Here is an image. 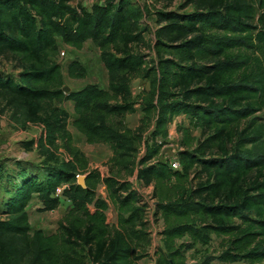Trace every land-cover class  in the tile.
Here are the masks:
<instances>
[{
  "label": "trees",
  "instance_id": "1",
  "mask_svg": "<svg viewBox=\"0 0 264 264\" xmlns=\"http://www.w3.org/2000/svg\"><path fill=\"white\" fill-rule=\"evenodd\" d=\"M154 1L162 6H154L159 25L150 42L143 16L151 7L133 0L91 9L69 0H0V66L7 55L20 68L16 76L0 70V89L42 125L27 142L36 143L42 173L34 162L0 164V264H140L152 238L134 174L153 186L163 220L156 264H264V0H180L178 8L176 0ZM59 39L78 48L93 40L107 87L65 90ZM68 73L84 77L86 69L73 59ZM136 78L148 86L135 94ZM64 100L73 101L71 123L87 142L110 145L106 173L91 168L74 141ZM138 110L137 125H129L127 115ZM179 114L189 123L178 124L181 168H174L159 154ZM101 182L109 200L97 194ZM36 194L38 210L69 201L52 232L32 230ZM214 234L218 253L189 262L186 249Z\"/></svg>",
  "mask_w": 264,
  "mask_h": 264
},
{
  "label": "rangeland",
  "instance_id": "2",
  "mask_svg": "<svg viewBox=\"0 0 264 264\" xmlns=\"http://www.w3.org/2000/svg\"><path fill=\"white\" fill-rule=\"evenodd\" d=\"M76 2H85L89 5L91 1L89 0H73ZM180 4V0H176L173 7L178 8ZM192 6H187L182 10H191ZM154 6L151 7V11L148 15L151 18V25L148 26L147 36L149 37V41L151 42L152 38V26L154 24L155 15ZM60 44V52L57 56L58 61L61 64V70L63 74V81L65 85L70 86L71 89H78L89 82L98 83L102 87H107L108 84V71L104 66L100 56V47L93 42V40L89 39L84 42L83 46L78 48L75 46L68 45L63 42V40L59 39ZM78 59L81 64L85 67L86 73L84 77H72L68 73V64L73 60ZM16 60L12 56L3 55V61L0 66V70L16 76L19 72L20 68L16 65ZM132 88L134 93H138L142 88L141 80H133ZM62 105L66 107L70 111V120H69V129L72 132L74 141L83 145L88 152V157L90 160L91 168L98 167L104 173L109 170L108 161L111 156V147L109 144L104 143H89L86 140V137L79 132L73 125L72 119L76 116L74 111L73 102L70 100H64ZM141 116V112L131 113L127 115V122L129 125H135L139 121V117ZM27 114L25 107L21 105H14L9 102V94L5 93L0 89V164L7 166L6 168H21L20 165L17 164L18 161L25 162V165H28V162H34V169L38 172L42 157L39 156L36 145L33 148H29L30 146L27 144L30 139L39 137L42 125L38 123H34L27 119ZM177 123L174 126H170L172 134H176L177 136L174 138L169 137V141L165 144L164 150L168 152H176L179 144L178 138L180 136V132L178 131V124L183 122L185 124L189 123L188 117H182L180 120L177 119ZM194 133L196 135L200 134V129L194 128ZM20 157L18 160H15L12 163V159ZM42 173V170H40ZM6 183L0 184V202L2 197L4 196V187ZM151 185V184H149ZM97 194L103 198H107V189L99 186L97 190ZM36 195H34L35 197ZM33 197V198H34ZM30 201V205L28 206L30 221L32 230L36 227H42L45 232L54 231L58 226L59 219L63 216V212L69 209V201L64 198L60 208L57 211L51 210H38L37 204L39 201L35 200ZM5 208V206H3ZM1 207V208H3ZM3 210V209H2ZM116 213L111 205L107 210V219L112 222L115 219ZM163 227L162 218H157L154 214V223L150 225L151 228V244L155 243V248L158 244V235H160V228ZM221 238L216 236L215 234L212 237V240L206 244H195L193 247L186 249V255L188 261H194L201 257V255L205 252L207 253H218L221 249L220 247ZM180 241H188V237H184L180 239ZM151 256H146L142 259L145 263L151 262ZM232 264H251L249 261H237Z\"/></svg>",
  "mask_w": 264,
  "mask_h": 264
},
{
  "label": "built area",
  "instance_id": "3",
  "mask_svg": "<svg viewBox=\"0 0 264 264\" xmlns=\"http://www.w3.org/2000/svg\"><path fill=\"white\" fill-rule=\"evenodd\" d=\"M91 1L89 3V5L85 2H76L74 3L73 0H69V2L72 5H77L79 3L83 4L84 6H86L87 8H92L94 3H100V4H105L106 0H89ZM136 4L141 5L142 7H144V5H148L150 7L152 6H156V7H161V3L155 2L154 0H133ZM149 14V13H148ZM147 13H144L143 16V23L146 25H151V18L150 15H148ZM158 23L156 22V19L154 18V24L152 26V38H151V42H153V40L155 39V29L158 27ZM150 30V29H148ZM147 30V32H148ZM147 36V33H146ZM148 40L149 37L147 36ZM176 134H172V132L170 131L169 137L170 138H174L176 137ZM178 144V143H177ZM165 146V145H164ZM164 146L159 154V158L163 159V160H168L171 164L172 167L174 168H181V163L179 160V154H178V149L176 152H168L167 150H164ZM129 179L132 182V186L134 189H136L138 191V193L141 196V202L145 205V219L147 220L149 227L152 223H154V214H155V206H156V202L154 197L152 196L153 193V186L146 184L143 180L139 179L137 177L136 174L132 175L129 177ZM63 189L62 186L58 187V192H60ZM151 229V228H150Z\"/></svg>",
  "mask_w": 264,
  "mask_h": 264
},
{
  "label": "crops",
  "instance_id": "4",
  "mask_svg": "<svg viewBox=\"0 0 264 264\" xmlns=\"http://www.w3.org/2000/svg\"><path fill=\"white\" fill-rule=\"evenodd\" d=\"M141 80L142 81V85H143V87L144 86H148V81L146 80V79H144V78H136L135 80ZM70 101H72V100H70ZM73 102V101H72ZM73 106H74V103H73ZM137 112H141L140 110H138ZM136 113V112H135ZM129 114H131V113H129ZM128 114V115H129ZM141 115H142V112H141ZM186 117V115L185 114H179L178 116H176L175 117V119H174V122L172 123L174 126L176 125V123H177V119H181L182 117ZM140 118V117H139ZM138 123V122H137ZM137 123L135 124V125H137ZM172 124L170 125V126H172ZM135 125H131V126H135ZM42 131V130H41ZM170 131H171V129H170ZM41 134V133H40ZM84 135V134H83ZM85 136V135H84ZM35 138H37V137H35ZM98 143H101V142H98ZM83 151H85L86 152V154L88 155V152L86 151V148L83 146V145H81V144H79V143H76ZM105 144V143H104ZM35 145H36V143H35ZM111 155H112V152H111ZM20 157H17V158H14V159H19ZM14 159H12V161L14 160ZM102 173L104 174V171H102ZM99 186H102V187H104V188H106L107 189V187H106V184L104 183V182H101V183H99V185H98V188H99ZM98 188H97V190H98ZM37 200V201H39V198H38V196H37V194H36V196L33 198V200ZM106 199H108L109 200V198H108V190H107V198ZM31 203V202H30ZM30 203H29V205H30ZM28 205V206H29ZM113 206V209L115 210V213H116V215H117V212H116V209H115V207H114V205L113 204H110V206ZM58 208H60V206L59 207H57V208H55V209H52L51 211H57L58 210ZM110 208V207H109ZM68 210V209H67ZM67 210L66 211H64L63 212V215L67 212ZM43 211H46V210H43ZM30 212V211H29ZM115 219H116V216H115ZM115 219L113 220V221H115ZM112 221V222H113ZM36 228H42V227H36ZM162 229V227L160 228V230ZM52 232V231H51ZM162 242V240H161V234L160 235H158V244L159 243H161ZM148 250H149V252H150V256H151V262H149V263H144L143 261H142V259L144 258H142V259H140L139 260V263L140 264H156V261H155V255H154V251H155V243L154 244H151L149 247H148ZM237 262V261H236ZM233 262H227L226 264H232Z\"/></svg>",
  "mask_w": 264,
  "mask_h": 264
},
{
  "label": "water",
  "instance_id": "5",
  "mask_svg": "<svg viewBox=\"0 0 264 264\" xmlns=\"http://www.w3.org/2000/svg\"><path fill=\"white\" fill-rule=\"evenodd\" d=\"M65 90H69L70 86L65 85ZM78 183L82 184L83 186H86V174H78Z\"/></svg>",
  "mask_w": 264,
  "mask_h": 264
}]
</instances>
